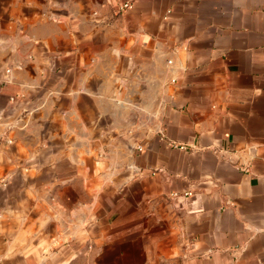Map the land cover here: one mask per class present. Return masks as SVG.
I'll use <instances>...</instances> for the list:
<instances>
[{"label":"crops","instance_id":"obj_1","mask_svg":"<svg viewBox=\"0 0 264 264\" xmlns=\"http://www.w3.org/2000/svg\"><path fill=\"white\" fill-rule=\"evenodd\" d=\"M0 264H264V0H0Z\"/></svg>","mask_w":264,"mask_h":264},{"label":"built area","instance_id":"obj_2","mask_svg":"<svg viewBox=\"0 0 264 264\" xmlns=\"http://www.w3.org/2000/svg\"><path fill=\"white\" fill-rule=\"evenodd\" d=\"M131 7V3L130 2H125V3H123L122 5H120L119 7H118V12H122V11H124V10H126V9H128V8H130ZM138 151H140V149L138 148ZM191 195V193H185L184 194V196L185 197H188V196H190ZM173 196H176V195H173Z\"/></svg>","mask_w":264,"mask_h":264}]
</instances>
